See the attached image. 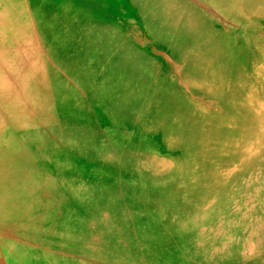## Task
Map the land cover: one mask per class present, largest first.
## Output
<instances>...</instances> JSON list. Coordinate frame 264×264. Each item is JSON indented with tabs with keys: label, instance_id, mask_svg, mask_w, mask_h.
Listing matches in <instances>:
<instances>
[{
	"label": "bare ground",
	"instance_id": "bare-ground-1",
	"mask_svg": "<svg viewBox=\"0 0 264 264\" xmlns=\"http://www.w3.org/2000/svg\"><path fill=\"white\" fill-rule=\"evenodd\" d=\"M3 3L7 264H264V0Z\"/></svg>",
	"mask_w": 264,
	"mask_h": 264
},
{
	"label": "rangeland",
	"instance_id": "rangeland-1",
	"mask_svg": "<svg viewBox=\"0 0 264 264\" xmlns=\"http://www.w3.org/2000/svg\"><path fill=\"white\" fill-rule=\"evenodd\" d=\"M5 0H1V4L2 5H4V2ZM223 20V26L224 27H226L227 25H229V24H231V22H229V21H226L225 19H222ZM153 140H155L154 138H153ZM158 140V139H157ZM84 163H82V162H77L76 163V168L78 169V168H82V167H84V165H83ZM82 165V167H80ZM79 166V167H78ZM85 168H87V169H94L93 168V166H91V165H88V166H85ZM99 169V168H98ZM95 170V169H94ZM100 173V172H99ZM104 173V172H103ZM105 175H107L106 173H104ZM108 176V175H107ZM66 213V212H65ZM79 223V222H78ZM89 223V222H88ZM263 223L264 222H262V226H263ZM238 239H239V237H237ZM240 240V239H239ZM1 241V240H0ZM36 242V241H35ZM250 242H253V243H260V244H264V235H263V233H261V234H259V235H254L251 239H250ZM221 248H224V245H222L221 246ZM219 250V248H216V249H213V253H215V252H217ZM2 251V252H1ZM2 254V255H1ZM4 255H5V258H4ZM6 253H5V250L0 246V264H7V262H6ZM5 260V261H4ZM14 261H15V264H19V261L17 260V258L15 259L14 258ZM2 262V263H1ZM148 262V260L146 261V263Z\"/></svg>",
	"mask_w": 264,
	"mask_h": 264
}]
</instances>
